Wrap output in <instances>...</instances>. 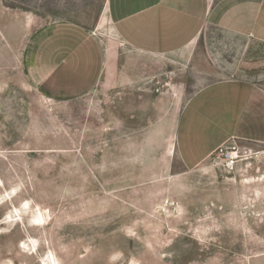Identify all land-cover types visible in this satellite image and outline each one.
<instances>
[{"label": "rangeland", "instance_id": "rangeland-1", "mask_svg": "<svg viewBox=\"0 0 264 264\" xmlns=\"http://www.w3.org/2000/svg\"><path fill=\"white\" fill-rule=\"evenodd\" d=\"M143 59L105 0H0V264H264V145L187 167ZM196 63L264 87L247 37L208 26Z\"/></svg>", "mask_w": 264, "mask_h": 264}, {"label": "crops", "instance_id": "crops-1", "mask_svg": "<svg viewBox=\"0 0 264 264\" xmlns=\"http://www.w3.org/2000/svg\"><path fill=\"white\" fill-rule=\"evenodd\" d=\"M105 17L116 40L148 60L136 69L169 70L155 90L184 102L173 144L187 167L230 142L264 145V87L240 79L207 81L196 63L208 26L264 46V0H105ZM152 78L160 84L159 75Z\"/></svg>", "mask_w": 264, "mask_h": 264}, {"label": "bare ground", "instance_id": "bare-ground-1", "mask_svg": "<svg viewBox=\"0 0 264 264\" xmlns=\"http://www.w3.org/2000/svg\"><path fill=\"white\" fill-rule=\"evenodd\" d=\"M171 129V128H170ZM174 152V150H172Z\"/></svg>", "mask_w": 264, "mask_h": 264}]
</instances>
